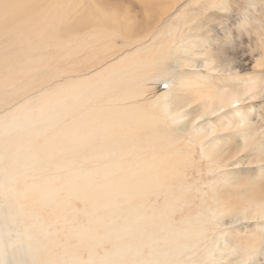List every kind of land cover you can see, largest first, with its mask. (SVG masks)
I'll return each instance as SVG.
<instances>
[{"label": "rangeland", "instance_id": "374dc122", "mask_svg": "<svg viewBox=\"0 0 264 264\" xmlns=\"http://www.w3.org/2000/svg\"><path fill=\"white\" fill-rule=\"evenodd\" d=\"M87 1L32 0L36 13L41 15L59 10L65 16L64 11H67L70 19L58 28L60 33L48 39L47 51L38 52L36 55L40 57L35 55L42 60L39 77L43 82L36 86L35 96L18 103L19 107L22 104L36 107L40 98L47 104L66 102L61 105L66 110L62 121L69 125L76 120L75 126L81 124L82 127L90 120H87V103L82 109H73L71 92L86 94L87 87L110 67L119 64L124 68L129 62L147 58L148 53L152 57L153 52H162L165 55L163 63L136 70L137 77L141 78L139 82L124 87L120 85L122 89L114 91L122 104L117 107L108 103L105 108L112 105L117 113L116 108L126 107L132 101L128 107L136 110L138 103L161 122L160 126L157 124L161 132L155 130L151 141L159 146L157 150L162 161L172 160L173 166L165 163L166 169L154 167L152 173L162 178L165 170L164 183H171L170 192L174 199L169 203H154L162 196L159 199L153 196L147 206L152 204L159 209L165 206L162 212H167V217L161 226L155 227L161 239L167 235L168 239L173 238L168 245L187 244V249H171L164 254L179 255L183 264H264V250L258 258L250 261L246 260L249 255L245 251L252 242H261L264 246V218H258L251 208L264 203V83L258 97L247 96L244 103L235 105L246 111L247 128L238 126L237 109L222 110L194 124L201 113L200 102L196 99L198 88L210 87L216 91L226 85L241 86L244 80L264 77V0H93L95 8L91 6L90 9ZM92 9L95 11L91 12ZM100 30L106 31V35L96 38L97 32L101 35ZM47 62L50 65L43 67ZM124 71L121 77L120 72L112 74V71L108 76L116 77V80L120 78V83L134 72L125 68ZM148 74L152 77L145 79L143 76ZM39 77L33 76L31 80H40ZM183 81L185 85L181 87ZM91 105L89 107L94 109L100 107H96V103V108ZM125 107L123 109L127 111L129 108ZM105 108L100 107V111ZM141 113L135 114L145 116ZM117 118L120 119L121 115ZM147 121L150 123V118ZM241 132L255 136L249 145L244 146ZM141 137L148 139L147 136ZM44 140L39 139L40 144ZM139 150L142 153L143 146H139ZM81 154L77 160L87 168V148ZM63 159L68 160L70 156ZM43 172L41 178L56 175L62 180L67 175L65 170L58 175L54 171ZM80 201L75 198L71 204L70 200L67 220L72 217L73 224L61 220L59 225L51 226L52 232H56V228L59 232L64 229L61 241L65 240L63 234H74L76 229L86 228L87 232L98 233L101 237L107 234V228L101 223L106 225L105 209L97 210V216L90 203ZM90 211L95 214L88 216ZM107 211V219L111 221V217H116L109 209ZM159 235L155 240L157 252L162 244ZM74 237L71 240L73 245L78 244V238ZM134 243V237L126 233L119 247L133 251ZM117 247V242L103 241L94 247L97 258L88 252V248L87 252H82V257L87 264L94 261L100 264L105 252H109L104 256L107 258ZM74 255L78 257L80 253ZM66 261L72 263L71 259Z\"/></svg>", "mask_w": 264, "mask_h": 264}, {"label": "bare ground", "instance_id": "6f19581e", "mask_svg": "<svg viewBox=\"0 0 264 264\" xmlns=\"http://www.w3.org/2000/svg\"><path fill=\"white\" fill-rule=\"evenodd\" d=\"M92 1H87L89 9L96 3ZM33 7L32 0H0V264H69L67 259L72 260L71 264H87L82 252H87L88 248V252L97 258L94 247L103 241L117 242L118 247L104 258L109 253L106 251L100 264H125L128 260L129 264H183L179 255L166 256L164 253L171 249H187V244L168 245L173 238L168 239L166 235L161 239L162 236L155 229L167 217V212H162L165 206L162 209L155 208L152 204L147 206L148 201L152 202L150 198L153 196L156 199L162 196L160 201L154 203H169L174 199L170 192L171 183H164L165 170L162 171V178L159 175L157 178L152 173L154 167L166 169L165 163L173 166L172 160L162 161L161 153L157 150L159 146L151 141L155 130L157 133L161 132L157 126L161 122L138 103L136 110L132 106L128 107L133 104L132 101L130 104L128 102V106H123L129 108L127 111L122 106L118 109L115 107L117 113L113 111L112 105H109V108L112 107L110 110L105 108L108 103L116 106L121 103L120 98L116 99L117 95H114L115 90L139 82L141 78L137 77L136 70L154 67L165 59V55L153 52L152 57L148 53V57L143 60L129 62L124 68L134 72L120 83V78L116 80V77L113 79L108 76L109 71L112 74L120 72V77L125 74L124 68L118 64L100 73L96 82L87 87L86 94L71 92V107L82 109L83 104L87 103V120H90L88 123L86 120L87 125L82 124V127L81 124L75 126L76 120L68 125L67 121H62L66 110L61 105L66 102L47 104L45 99L40 98L36 107H27L28 104L19 107L18 104L33 98L38 89L36 86L43 82L39 77L42 60L36 54L47 51L45 47L48 46V39L60 33L58 28L70 19L67 11H64L66 17L59 10L40 15L33 11ZM100 32L101 35L97 32L96 38L106 35V31ZM133 33L131 30L130 35ZM48 63L43 67H48ZM33 76L40 80H31ZM143 77L150 79L152 76L148 74ZM263 83L264 77H257L244 80L241 86L226 85L216 91L210 87L204 90L198 88L196 99L200 102L201 113L194 124L204 117H213L222 110L237 109L235 105L244 103L247 96L258 97ZM184 85L183 81L181 87ZM126 95H130L129 92ZM95 103L96 107L105 108V111H100V107H89L90 104L95 107ZM138 111L145 116L136 115L140 113ZM235 112L239 120L238 126H247L246 111L237 109ZM117 115H121V118L118 119ZM200 133L201 130L198 135ZM243 133L241 132L244 146L249 145L255 136H251L250 132L247 135ZM141 136H147L148 139ZM39 139L46 141L40 144ZM133 144L136 145L135 152ZM139 146H143L142 153ZM86 148L87 168L77 160ZM263 154L264 146L262 156ZM67 156L70 159H63ZM50 165L54 168L51 169ZM63 170L66 171L64 174L67 173L66 178H62H65L63 181L56 175L54 178H41L43 171H54L58 175ZM75 198L86 204L90 203L93 210L100 212L105 209L104 216L107 218V209L111 214L114 213L116 217H111V221L110 218H104L106 225L101 222L103 228H107L105 237L87 232V226H84L85 229H72L74 234L70 231V235L66 233L68 236L63 234L64 241L60 239L64 229L59 232L56 228V232H52L51 226L59 225L61 220L62 223L73 224L72 217L67 220V216L69 206L71 207L70 200L72 204V199ZM147 208L150 210L147 211ZM251 208H254L258 218H264V203L252 205ZM91 213L93 212L90 211L88 216ZM126 233L134 237L133 251L119 247L120 240ZM73 235L78 238V244H72ZM157 235L162 243L158 252L155 247ZM251 245L245 249L249 255L246 260L249 261L258 258L261 250H264L261 242H252ZM75 252L80 255L76 257ZM92 264H96V261Z\"/></svg>", "mask_w": 264, "mask_h": 264}]
</instances>
